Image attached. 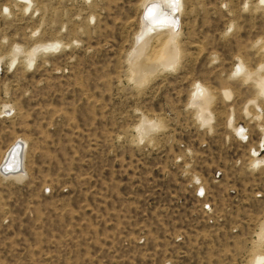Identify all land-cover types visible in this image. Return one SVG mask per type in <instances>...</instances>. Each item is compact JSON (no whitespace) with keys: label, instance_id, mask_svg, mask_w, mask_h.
<instances>
[{"label":"rangeland","instance_id":"374dc122","mask_svg":"<svg viewBox=\"0 0 264 264\" xmlns=\"http://www.w3.org/2000/svg\"><path fill=\"white\" fill-rule=\"evenodd\" d=\"M179 1L164 67L143 0H0V264H264V6Z\"/></svg>","mask_w":264,"mask_h":264},{"label":"bare ground","instance_id":"6f19581e","mask_svg":"<svg viewBox=\"0 0 264 264\" xmlns=\"http://www.w3.org/2000/svg\"><path fill=\"white\" fill-rule=\"evenodd\" d=\"M164 1H167V0H143V2H142V6H143V15H142L143 17H142V19H143L144 26H143L142 30H143V32L145 30L146 31H148V30L152 31L153 29L164 31V34H166V41H163L160 43L158 42L159 44L162 43L160 45V47L158 48V50L156 48V47H158L157 46L158 44L156 43L157 44L156 47L154 46L157 50L156 53H154L156 55L153 54L149 58L152 59V61L156 59V63L160 66L168 67L171 65L170 61L173 58H175V56L177 55L176 50L174 49V47H176V43L174 42L173 39H171V37L174 38L176 36V31H177V26H178L177 25L178 13H180V9H179L180 6L178 5V2L180 4V1L179 0H168V1H172V8L170 10L168 9L169 11L164 10L165 8L162 9L161 7H159V6H161L162 2L164 3ZM259 2L264 3V0H259ZM167 4H169V3H167ZM49 47L50 46H48V45H43V46H39V47L34 48V50L31 53L30 59L32 60L33 57L35 56V54L37 52H40V50L47 49ZM132 60H133L132 62H133V66H134V69L136 72V76H140V74L143 73V71L144 72L145 71L147 72L148 70L153 71V68H156V67H153L152 65H150L146 61H145V63L142 62L141 57L140 58L134 57V58H132ZM141 78H142V76H141ZM257 79H259L260 83L264 84L263 78L259 77ZM207 103H208V100H205L204 101L205 106L202 108L207 107L206 106ZM22 148H23V145L20 141H17L10 148L7 157L6 158L4 157L5 160L0 165V174L2 176H4V177H22L23 176L24 172H23V168H22V164H23L22 157H23V150L24 149L22 150ZM6 167L7 168L9 167L10 170H5Z\"/></svg>","mask_w":264,"mask_h":264},{"label":"built area","instance_id":"2783aa9c","mask_svg":"<svg viewBox=\"0 0 264 264\" xmlns=\"http://www.w3.org/2000/svg\"><path fill=\"white\" fill-rule=\"evenodd\" d=\"M238 132H239V133H243V129H242V128H239V129H238ZM204 194H205V191H204V188H202V193H201V194L198 193L199 196H198L197 194H196V195H197L199 198H203ZM208 207H209V205H208V204H205V209H208Z\"/></svg>","mask_w":264,"mask_h":264},{"label":"crops","instance_id":"0c3cea01","mask_svg":"<svg viewBox=\"0 0 264 264\" xmlns=\"http://www.w3.org/2000/svg\"><path fill=\"white\" fill-rule=\"evenodd\" d=\"M257 3H258L259 5L264 6V3H260L259 0H257ZM149 17H150V16H149ZM14 144H15V143H14ZM12 146H13V145H12ZM12 146H11V147H12ZM11 147H9L8 151L6 152V156H5V158L7 157L8 152H9V150H10ZM5 158L2 160L1 164L3 163V161L5 160ZM1 164H0V165H1Z\"/></svg>","mask_w":264,"mask_h":264},{"label":"water","instance_id":"95a60500","mask_svg":"<svg viewBox=\"0 0 264 264\" xmlns=\"http://www.w3.org/2000/svg\"><path fill=\"white\" fill-rule=\"evenodd\" d=\"M21 143H22V145L24 144L23 142H21ZM23 147H24V146H23ZM22 150H23V149H22ZM22 160H23V157H22ZM5 170H10V169H9V167H8V168L6 167Z\"/></svg>","mask_w":264,"mask_h":264}]
</instances>
